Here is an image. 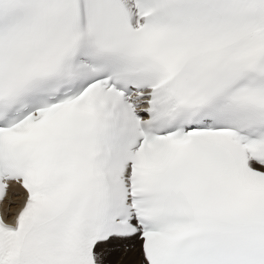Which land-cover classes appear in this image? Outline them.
Masks as SVG:
<instances>
[{"label": "snow or ice", "instance_id": "1", "mask_svg": "<svg viewBox=\"0 0 264 264\" xmlns=\"http://www.w3.org/2000/svg\"><path fill=\"white\" fill-rule=\"evenodd\" d=\"M0 264H264V0H0Z\"/></svg>", "mask_w": 264, "mask_h": 264}]
</instances>
